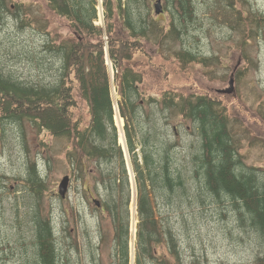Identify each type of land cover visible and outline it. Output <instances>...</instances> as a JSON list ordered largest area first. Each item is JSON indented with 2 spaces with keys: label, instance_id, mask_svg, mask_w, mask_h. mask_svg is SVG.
Masks as SVG:
<instances>
[{
  "label": "rangeland",
  "instance_id": "1",
  "mask_svg": "<svg viewBox=\"0 0 264 264\" xmlns=\"http://www.w3.org/2000/svg\"><path fill=\"white\" fill-rule=\"evenodd\" d=\"M24 1L33 25L20 28L13 2L5 0L10 9L0 16V67L22 81L49 85L58 79L60 62L44 48L49 40L47 31L55 40L72 34L67 22L54 16L44 0ZM192 1L194 15L191 19L175 21L177 32L172 30L169 11H164V0H161L162 11L157 15L153 11L155 0L151 2L152 19L143 39L145 51L135 55L128 64L142 75L138 96L131 99L136 105L135 114L127 113L135 153L140 162L142 143L160 153L172 145L169 165L181 170L185 187L175 186V192L168 194L162 190L161 199L160 195L153 197V203L160 199L155 207L168 214L169 225L188 262L194 257L199 261L193 264H257L255 254L259 247L239 232L231 219L222 217V205L211 203L203 184L194 175V157L201 148L196 127L176 110H163L150 97L160 100L166 90L184 95L209 92L219 96L227 107L228 127L235 132L244 169L257 168L264 174V24L262 27L256 21L249 24L253 15L264 16V0ZM96 9L98 17L94 23L102 26V5L99 3ZM251 28L256 33L250 32V37L248 34L244 40V32ZM184 50L209 61L206 65L181 61L179 56ZM106 68L109 95L116 106L113 124L129 182L127 264H135L139 222L135 172L126 145L125 120L119 113L122 98L118 94L116 71L109 58H106ZM230 78L233 88L228 93L225 90ZM77 98L80 104L77 112L84 116L85 125L89 117L87 107ZM117 115L122 119L121 127L117 120L115 123ZM77 155L68 138L39 134L26 120L1 123L0 264H34L36 216L49 219L66 258L61 264L115 262L113 222L105 213L102 216L95 210L93 199L100 201L107 196L102 187L95 189L101 179L100 170L119 172V178L122 174L118 163L106 165L95 158H81L76 162ZM33 165L45 186L40 194L32 192L24 183ZM64 176L69 180L65 196L61 197L58 185ZM203 193L204 204L199 199ZM114 195L120 196L121 189ZM164 196L170 197L171 203L165 204ZM158 250L166 252L164 247ZM260 250L264 253V244Z\"/></svg>",
  "mask_w": 264,
  "mask_h": 264
},
{
  "label": "trees",
  "instance_id": "2",
  "mask_svg": "<svg viewBox=\"0 0 264 264\" xmlns=\"http://www.w3.org/2000/svg\"><path fill=\"white\" fill-rule=\"evenodd\" d=\"M9 2H13L15 19L20 28L32 26L33 20L27 12L25 1ZM44 2L54 16L67 22L72 34L55 40L52 33L47 31L49 40L44 43V48L59 58L58 79L49 85L29 83L0 67V125L2 122L26 120L39 134L68 138L72 150L78 153L76 162H80L81 158H95L106 165L118 163L122 174L120 178L119 172L109 170L106 173L100 170L101 179L95 189L98 191L102 187L107 191V196L98 200V206L94 205L100 215L104 216L105 213L113 222L116 241L113 264H127L129 182L113 124L105 64L107 54L116 71L118 94L122 98L118 105L119 113L125 120L126 145L135 172L139 219L135 264H193L199 261L194 257L191 262L185 259L180 242L169 225L168 214L155 207L161 194H164L162 190L168 194L175 192V186L185 187L181 170L169 165L172 145L160 153L149 150L146 143H142V159L139 162L129 125L128 114L134 116L136 109L131 99L138 96L142 75L128 64L135 55L145 51L143 39L147 37L152 19V0H101L102 26L94 23L98 17V0ZM164 4V11L168 10L170 14L173 32H177L175 21H183L186 17L191 19L194 15L192 0H164ZM6 9L10 7H6L5 0H0V16ZM255 21L262 27L264 16L253 15L249 24ZM255 31L254 28L247 29L243 39L246 40L247 35ZM179 57L184 62H201L204 65L209 61L206 58L200 59L190 50H184ZM77 97L87 107L89 117L85 125L84 116L77 112L80 108ZM150 99L161 105L163 110H176L183 119L190 120L196 127L201 148L194 157V175L203 184L211 203L222 205V217L225 220L231 219L239 232L256 243L259 250L255 260L261 264L264 261V253L260 250L264 244V174L257 168L244 169L235 132L228 127L230 117L225 104L219 96L209 92L184 95L166 90L160 100L152 96ZM24 183L36 194L45 190L34 165L30 167ZM120 189L121 195L116 197L114 194ZM156 196L160 199L155 200L154 204L153 197ZM199 199L204 204L205 194H199ZM164 202L171 203V198L164 196ZM122 205L124 208H121ZM214 207L217 208L216 205ZM34 225V264H61L66 258L49 219L41 220L36 216ZM159 247H164L166 252H159Z\"/></svg>",
  "mask_w": 264,
  "mask_h": 264
},
{
  "label": "water",
  "instance_id": "3",
  "mask_svg": "<svg viewBox=\"0 0 264 264\" xmlns=\"http://www.w3.org/2000/svg\"><path fill=\"white\" fill-rule=\"evenodd\" d=\"M154 13L157 15L159 12L162 11V4H161V0H156L155 3H154ZM232 82H233V79L230 78L229 80V87L225 90V92H228L230 93L232 91ZM68 180H69V177L68 176H64L59 185H58V194L61 196V197H64L65 196V192H66V188H67V184H68ZM95 203L96 206L99 205V202L97 200L94 199L93 201Z\"/></svg>",
  "mask_w": 264,
  "mask_h": 264
},
{
  "label": "bare ground",
  "instance_id": "4",
  "mask_svg": "<svg viewBox=\"0 0 264 264\" xmlns=\"http://www.w3.org/2000/svg\"><path fill=\"white\" fill-rule=\"evenodd\" d=\"M116 120L119 122V127H121V125H120V123L122 124V119L120 118V116L119 115H117L116 117H115V123H116V125H117V122H116ZM121 120V121H120ZM118 127V128H119ZM121 130V129H120ZM122 131V130H121ZM123 140V138L121 137V139H120V141H122ZM123 142V141H122ZM132 260V259H131Z\"/></svg>",
  "mask_w": 264,
  "mask_h": 264
},
{
  "label": "built area",
  "instance_id": "5",
  "mask_svg": "<svg viewBox=\"0 0 264 264\" xmlns=\"http://www.w3.org/2000/svg\"><path fill=\"white\" fill-rule=\"evenodd\" d=\"M113 108H114V109H116V106H115V104H113Z\"/></svg>",
  "mask_w": 264,
  "mask_h": 264
}]
</instances>
